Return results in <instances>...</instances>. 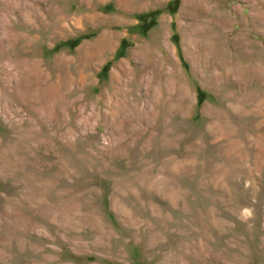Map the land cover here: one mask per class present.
<instances>
[{
  "label": "rangeland",
  "instance_id": "374dc122",
  "mask_svg": "<svg viewBox=\"0 0 264 264\" xmlns=\"http://www.w3.org/2000/svg\"><path fill=\"white\" fill-rule=\"evenodd\" d=\"M0 264H264V0H0Z\"/></svg>",
  "mask_w": 264,
  "mask_h": 264
},
{
  "label": "bare ground",
  "instance_id": "6f19581e",
  "mask_svg": "<svg viewBox=\"0 0 264 264\" xmlns=\"http://www.w3.org/2000/svg\"><path fill=\"white\" fill-rule=\"evenodd\" d=\"M102 36V35H101ZM103 36H107L106 34H103ZM102 38H104V37H102Z\"/></svg>",
  "mask_w": 264,
  "mask_h": 264
}]
</instances>
